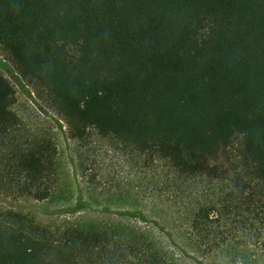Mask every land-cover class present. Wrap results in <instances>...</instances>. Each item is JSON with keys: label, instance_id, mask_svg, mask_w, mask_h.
<instances>
[{"label": "trees", "instance_id": "obj_1", "mask_svg": "<svg viewBox=\"0 0 264 264\" xmlns=\"http://www.w3.org/2000/svg\"><path fill=\"white\" fill-rule=\"evenodd\" d=\"M0 58L72 142L96 134L172 167L175 198L201 208L183 217L202 256L185 257L234 245L264 261V0H0ZM19 105L0 73V155L18 159L0 160V264H180L143 209L82 191L52 208L53 128L22 143Z\"/></svg>", "mask_w": 264, "mask_h": 264}, {"label": "rangeland", "instance_id": "obj_2", "mask_svg": "<svg viewBox=\"0 0 264 264\" xmlns=\"http://www.w3.org/2000/svg\"><path fill=\"white\" fill-rule=\"evenodd\" d=\"M0 73L16 87L20 102L18 109L27 121L26 129L14 136L25 143L35 127L46 136H49L50 128H53L50 135L58 148L57 169L62 176L61 181L56 180V186L62 189L64 196H57L50 205L52 208L65 207L75 202L78 192L82 191L85 199L97 209L104 206L113 211L143 209L149 219L150 232L161 241L162 246L176 254L180 264H196L193 259L185 257L187 253L194 256L201 255V252L190 240L189 223L183 215L189 210L201 208L193 197L189 200L175 198L177 178L168 163L155 157L152 164L145 156L120 142L96 134H92L84 143L72 142L64 129L59 130L47 124L32 103L34 97L29 95L28 88L22 85L3 58H0ZM4 138L0 134V141ZM0 156L4 164L15 165L18 162L12 155ZM95 216L99 217L89 212L82 215L85 221ZM112 218V215L106 217ZM152 221H158L163 230ZM206 264H264V261L256 253L255 247L229 245L221 252L219 259Z\"/></svg>", "mask_w": 264, "mask_h": 264}]
</instances>
